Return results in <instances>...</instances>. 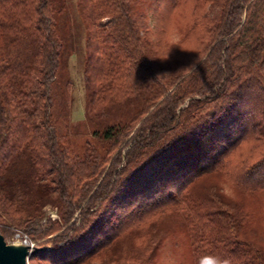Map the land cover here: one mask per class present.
<instances>
[{
  "label": "trees",
  "instance_id": "16d2710c",
  "mask_svg": "<svg viewBox=\"0 0 264 264\" xmlns=\"http://www.w3.org/2000/svg\"><path fill=\"white\" fill-rule=\"evenodd\" d=\"M194 1L76 0L86 21L88 116L103 126L93 133L109 146L87 147L78 157L60 142L50 109L62 49L57 6L0 0V232L6 239L8 226L17 225L2 218L8 214L34 236L46 234L13 215L24 198L19 177L8 178L7 171L24 153L35 169L32 182L44 180L57 193L67 223L47 249L35 245L33 264H81L134 229V240H141L137 230L168 208L181 210V242L195 264L205 258L264 264L261 248L242 236L248 211H235L214 192L191 191L236 146L264 145V0H225L210 38L209 17L198 12L208 0L197 11ZM187 2L191 19L175 44L173 13ZM200 45L209 47L203 59L181 67L179 52L189 50L188 58ZM155 61L181 71L166 83L154 74ZM133 102L143 116L126 140L132 124L118 119L117 107ZM229 173L241 191L262 196L264 209V152L242 180L235 166ZM160 238L147 251L156 252ZM140 255L113 264H154L153 256Z\"/></svg>",
  "mask_w": 264,
  "mask_h": 264
},
{
  "label": "rangeland",
  "instance_id": "374dc122",
  "mask_svg": "<svg viewBox=\"0 0 264 264\" xmlns=\"http://www.w3.org/2000/svg\"><path fill=\"white\" fill-rule=\"evenodd\" d=\"M224 1L208 0V2L203 4L205 6L202 5L203 7L201 8L198 4L200 0L194 1V10L197 11L200 8L198 12L203 11L209 17V22L207 23V27L210 29L208 34L209 38L212 36V31L219 22ZM54 4L57 6L56 32L61 38L62 49L56 74L52 78V82H50L53 98V103L50 106L52 119L58 131L60 142L66 145L71 154H77L79 155L78 157H83L87 147L94 149L97 147L96 149L99 152H103L109 146L105 142L101 143L98 135L93 133L95 132L94 130H97V128L102 129L103 126L99 127L94 124L88 116L87 97L89 93V80H87L85 74V61L87 58V49L85 47V17L76 0H54ZM190 5L191 3L187 2L173 13V26H171L173 29L171 30L170 36L172 42L175 44L182 40L181 37H178V39H181L178 41L177 36L180 32L184 34L183 29L186 27L189 19H191L188 16V8ZM242 17L244 18V15ZM150 20L153 21L152 18ZM212 45L211 43L210 46ZM192 48L194 50V56L188 58H184L187 50L185 52L178 51L181 55V58L179 57L181 64L183 63L181 67L185 66V69L197 64L209 50V47H205L203 51V46L200 45L198 52L195 53L196 49H194V46ZM193 50L191 49V51ZM181 67L170 69L169 65L166 66L155 61L153 71L161 80L170 83L175 74L181 71ZM137 103H123L117 107L118 119H123L128 121L127 123L132 124V131L126 140L131 136L133 130L136 129L138 125L136 122L137 119L143 116L141 108L138 109L135 106ZM108 123H112V121ZM253 143L254 140H248L236 146L213 172L207 173L197 180L192 186L191 191L193 193L195 192L197 194L196 196H202L205 191L210 193L214 192L218 194V197H221L224 204L233 207L232 209L235 211L239 210V207H242L245 211L247 210L249 219L247 217V222L243 224L244 231L242 236L254 241L264 253V209L261 205L262 196L255 192L246 194L241 191L232 182L233 176L229 173V169L235 166V168L240 170L242 180L245 168L250 166L264 152V145L252 150ZM89 152L92 153L91 150ZM27 156L25 153L22 154L21 158H26L17 160V162L11 164L7 171L8 178H11L10 174H13V177H19L15 179L21 189L20 194L24 198V205H22L20 212L13 213V215H15L18 221L28 219L35 222L34 225L38 224L37 228H46V234L34 236L33 233L29 232L31 229H25L13 219V216L4 214L2 218L6 222H14L17 224L8 226L9 230L5 240L10 243L16 242L18 240L17 234L20 233L21 236L30 237L35 245L45 244L42 247L47 249L51 244L50 238L55 233L61 231L67 223L64 222L60 212L62 202H58L57 193L53 189H47L44 180L38 181L39 187L32 182L35 169ZM9 181L8 179H4V185L8 186ZM48 185L51 187L50 184ZM25 202L27 206H25ZM78 211L76 210L74 212V216L78 215ZM164 211L153 217L146 226L137 230L139 233L144 234L141 240H134L133 235L136 232V229H134L126 233L123 237H120L114 244L100 250L81 264H113L126 258V256L133 259L140 254V256H153L152 260L154 264H195L191 249H186L185 245L181 242L183 239L181 231L183 228V224L181 223L183 215L180 213L181 210H171L168 208ZM151 237L153 238L151 239ZM158 237H161L158 242L159 249L156 252H150L151 249L147 251L148 248H146V245L148 243L152 245L154 238L156 239ZM143 245L145 246L142 247ZM37 260L36 258L28 259V264H33Z\"/></svg>",
  "mask_w": 264,
  "mask_h": 264
},
{
  "label": "water",
  "instance_id": "95a60500",
  "mask_svg": "<svg viewBox=\"0 0 264 264\" xmlns=\"http://www.w3.org/2000/svg\"><path fill=\"white\" fill-rule=\"evenodd\" d=\"M38 249L26 244L8 243L0 232V264H28L30 255Z\"/></svg>",
  "mask_w": 264,
  "mask_h": 264
},
{
  "label": "built area",
  "instance_id": "2783aa9c",
  "mask_svg": "<svg viewBox=\"0 0 264 264\" xmlns=\"http://www.w3.org/2000/svg\"><path fill=\"white\" fill-rule=\"evenodd\" d=\"M18 240L16 243H23V244H29L30 246H34V242L30 239L28 236H21L20 233L17 234Z\"/></svg>",
  "mask_w": 264,
  "mask_h": 264
},
{
  "label": "clouds",
  "instance_id": "9594fccd",
  "mask_svg": "<svg viewBox=\"0 0 264 264\" xmlns=\"http://www.w3.org/2000/svg\"><path fill=\"white\" fill-rule=\"evenodd\" d=\"M202 264H227V261H220L216 258H205Z\"/></svg>",
  "mask_w": 264,
  "mask_h": 264
}]
</instances>
